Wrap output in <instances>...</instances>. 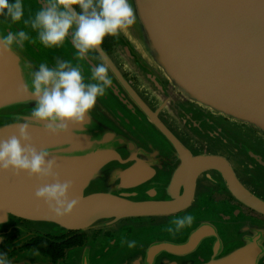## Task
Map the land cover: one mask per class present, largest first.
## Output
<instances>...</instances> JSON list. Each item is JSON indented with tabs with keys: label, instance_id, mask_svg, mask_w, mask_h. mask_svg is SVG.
I'll return each instance as SVG.
<instances>
[{
	"label": "water",
	"instance_id": "obj_1",
	"mask_svg": "<svg viewBox=\"0 0 264 264\" xmlns=\"http://www.w3.org/2000/svg\"><path fill=\"white\" fill-rule=\"evenodd\" d=\"M36 1L42 7L43 0ZM131 3L136 22L115 37L117 50L110 54L101 46L84 60L77 58L70 38L56 52L50 53L39 42L37 33L24 23L30 18L11 24L0 17V34L24 30L30 36L23 47H14L11 52L0 55V139L18 136V123L28 122L33 145L52 152L59 164L57 171L61 181L73 183L70 198L79 200L72 214L55 216L44 201L35 197L38 187L54 181L27 173L0 172V243L6 230L20 219L26 220L35 232L60 235L70 230L113 231L126 219L141 218L145 223L135 227L144 229L145 236L152 231L153 239L160 241L162 239L157 237L162 232V227L158 228L161 223L172 215L195 211L200 203L195 198L196 182L198 173L204 170L198 172L193 167L197 163L203 164L205 171L215 168L224 173L227 187L236 199L264 213V200L242 184L226 157L193 155L154 117L160 108L155 110L153 103L145 101L148 91L159 100L209 101L215 104L216 110L264 134V0H131ZM38 10L37 6L31 17ZM57 60L79 65L86 82L90 81L95 65L101 62L110 65L113 85L98 98L91 123L83 131H79V125H71L68 133L50 134L42 122L30 117L35 101L19 91L21 84L31 80V71L40 63L52 66ZM29 64L31 70L25 67ZM127 71L139 77L140 91L133 85L131 76L125 75ZM132 114H149L152 123L164 125L161 131L170 143L168 148L173 146L181 155L184 163L181 176L175 175L170 184H149L148 179L158 176L157 172L143 169L139 166L140 160L136 161L139 165L132 163L134 139L115 129L112 121L115 116ZM104 118L110 122L108 125L103 123ZM245 146L249 152L241 148ZM234 147L238 151L232 152L233 158L238 159L236 155H239L240 161L264 164V147L249 140ZM185 165L188 166L185 168ZM184 176L187 180L181 182ZM152 219L155 220L153 229L146 230ZM240 219L250 231L264 233V223L244 219L243 215ZM234 225L237 227L238 223ZM206 226L211 227L208 223L199 227ZM200 230L194 235V242L191 238L190 246L200 239ZM171 234L165 230L164 236L171 237ZM247 241L225 262L214 260L212 263L252 264L256 258L264 256V247L249 245ZM167 244L157 242L152 255L158 247L171 251L181 248L179 244ZM24 259L12 264H29Z\"/></svg>",
	"mask_w": 264,
	"mask_h": 264
},
{
	"label": "flooded vegetation",
	"instance_id": "obj_2",
	"mask_svg": "<svg viewBox=\"0 0 264 264\" xmlns=\"http://www.w3.org/2000/svg\"><path fill=\"white\" fill-rule=\"evenodd\" d=\"M23 3L24 17L27 18H31L37 6L39 9L41 7L36 0H23ZM102 47L110 54L117 50L115 37H106ZM58 49L48 48V51L54 53ZM125 75L131 76L133 85L140 91L141 88H138L140 80L137 74L127 71ZM176 91L173 88L175 95L178 94ZM145 93L148 95L145 101L153 103L155 110L160 108L159 113L154 117L182 141L193 155L226 157L242 184L264 200V164L240 161L239 155H236L238 159L232 157V152L238 151L234 146L243 140H249L257 146L264 147L263 132L252 131L247 124L225 115L221 110H216L215 104L209 101L181 98L159 100L154 98L151 91ZM151 119L149 114H132L115 116L112 121L115 122V129L123 134L131 135L134 139V152H131L132 163L139 165L140 163L136 161L140 160L139 166L143 169L157 172L158 176L149 178L148 183L170 184L175 175L181 176L184 163L173 146L168 148L170 143L161 131L164 125H155ZM125 121H128L129 125ZM249 137L255 138L249 139ZM241 148L246 149L247 152L250 151L246 146ZM250 156L257 159L253 154ZM262 158L264 159L263 156ZM195 165L193 167L198 172L200 169L204 170L198 173L196 182L195 198H198L200 203L195 211L172 215L162 226L160 237H157L162 239L160 241H163L164 245L167 244L165 242L181 245L179 250L171 251L165 247H158L152 255V248L160 241L154 240V235L145 236L144 229L131 226L115 229V231L96 230L92 233L70 230L57 235L35 232L29 228L26 220L20 219L4 233L0 243V253L6 255L10 264L21 258H25L24 260L29 264H85V262L86 264H202L207 262L213 264L214 260L225 262L232 252L246 244V239L249 245L254 243L263 249L264 233L258 230L250 231L243 225L245 222L241 223L244 220L240 218L243 215L244 219L248 218L263 224L264 213L239 202L228 189L224 173L215 168L205 171L206 167L200 163ZM186 166L188 165H185V168ZM209 176L213 179L209 180ZM186 180L187 177L184 176L180 181L186 182ZM165 197L169 198V195ZM186 214H192L195 217L196 225L171 234V237L164 236L165 230L167 232V228L171 226L170 222ZM138 219L135 220V225L145 223L141 222V218ZM154 222V219L149 221L151 226L146 230H152ZM206 223L211 227H199ZM233 223H238V226L233 227ZM165 225L166 229H164ZM199 229L202 233L200 239L190 246L192 240L195 241L194 235ZM135 235H137L136 248L130 249L126 244H122L123 239L135 241L132 237ZM252 264H264V256L256 258Z\"/></svg>",
	"mask_w": 264,
	"mask_h": 264
},
{
	"label": "clouds",
	"instance_id": "obj_3",
	"mask_svg": "<svg viewBox=\"0 0 264 264\" xmlns=\"http://www.w3.org/2000/svg\"><path fill=\"white\" fill-rule=\"evenodd\" d=\"M23 0H0V17L11 24L24 20ZM136 22V13L131 0H43V5L29 20H24L37 33L45 48H60L71 40L80 60L98 51L106 37H118ZM30 36L24 30L0 34V55L23 47ZM31 70L32 65H26ZM107 63L94 66L90 81L86 82L79 65L57 60L54 65L40 63L31 71V80L23 83L19 91L35 101L30 117L44 124L53 135L68 133L71 125H79V131L91 123V113L98 98L112 87ZM127 69V65H124ZM145 87V85H141ZM19 135L0 139V172L12 171L16 175L27 173L45 182L38 187L35 197L44 201L58 217L70 215L79 205L78 199L70 198L71 181H61L57 171L59 164L48 148L37 149L32 143L30 124L18 123ZM209 180L213 178L208 177ZM195 217L186 214L174 218L167 231L172 234L190 228ZM174 226V227H173ZM122 244L136 248V241L123 239ZM0 264H10L5 254L0 253ZM86 264V262H85Z\"/></svg>",
	"mask_w": 264,
	"mask_h": 264
},
{
	"label": "rangeland",
	"instance_id": "obj_4",
	"mask_svg": "<svg viewBox=\"0 0 264 264\" xmlns=\"http://www.w3.org/2000/svg\"><path fill=\"white\" fill-rule=\"evenodd\" d=\"M34 61H36V60H34ZM2 121V119H0V122ZM103 123H105V124H109L110 122H108V120L106 119V118H104V120H103ZM247 130H248V128H246ZM135 220H137V219H126L125 221H123L122 223H121V225H120V228H122V227H129V226H131V227H135ZM140 219H138V221H139ZM161 224H163L164 225V223H161ZM194 224L195 223H193V225L192 226H194ZM162 225V226H163ZM196 225V224H195ZM162 226H159L158 228H160V227H162ZM140 228V227H139ZM138 228V229H139ZM167 227L165 226V228L164 229H166ZM115 229H117V228H115ZM119 229V228H118ZM162 230V229H161ZM113 231H115V230H113ZM149 234L148 235H153V232L152 231H149L148 232ZM116 237H118V235H116ZM120 237V236H119ZM133 238H135V241H136V238H137V235H135V236H132Z\"/></svg>",
	"mask_w": 264,
	"mask_h": 264
}]
</instances>
